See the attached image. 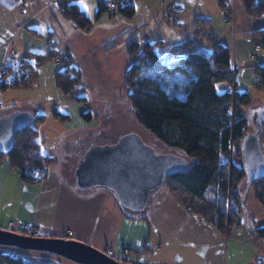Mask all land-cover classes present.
<instances>
[{"label": "crops", "instance_id": "crops-1", "mask_svg": "<svg viewBox=\"0 0 264 264\" xmlns=\"http://www.w3.org/2000/svg\"><path fill=\"white\" fill-rule=\"evenodd\" d=\"M74 1L80 8L83 6V10L87 7H95L94 12L97 10L98 0ZM52 2L0 0V63H15L27 52L40 54L45 61L52 53L55 55L50 58H58L62 63L64 55L57 49L53 48L43 55L36 47L38 41L45 39V35L49 36L47 45L50 47L57 34L54 24L58 23L60 17L57 13L53 14ZM134 7V16L139 13L146 22L148 18L168 17L173 19L174 27H189L190 31L184 38L172 39L169 46H163L165 39L160 37L162 43L159 47H162L159 52L156 51L166 63L177 61L189 51H208L215 42L227 46L234 68L235 89L248 93L250 97V103L243 106L241 112L247 117L248 126L251 116L257 127L259 117H264V90L261 86H251V81L256 68L264 66V13L258 18L249 16L242 0H229L225 11L220 9L217 0H136ZM225 12L230 20L225 19ZM106 25L103 29L110 30L108 26L111 25ZM168 28L173 29L171 26ZM201 28L203 32L199 31ZM66 53H70L72 63V52ZM226 82L229 83L216 82V90L227 91L231 84L227 86ZM7 90H0V116L15 111L9 105L16 98ZM60 113L68 116L65 121H57L63 125V131L59 134L52 132L50 136L55 144L57 142L58 149L49 152L43 150L45 138L38 139L40 152L52 160L45 176L37 183H23L8 158L0 157V229L6 230L11 221L16 224L28 223L37 227L41 237L69 238L101 251L113 248L116 253L129 248L137 264H264V237L250 233L248 227L249 219L255 226L264 225V205L256 195L254 183L244 179L247 186L241 191L243 210L238 215L237 225L225 233L208 217L189 208L190 202L183 199L179 191L193 197L175 182L163 184L151 195L143 210L130 211L121 206L107 188L77 186L75 169L85 153L94 146L115 142L101 140L100 135L91 130L97 121L83 120L79 111L76 116ZM44 122L30 123L38 136ZM261 122L264 124V119ZM51 128L54 130L55 127ZM260 142L259 135L258 147L263 152ZM170 150L168 152L182 156L181 151ZM239 154L242 164L241 150ZM186 160L189 166L192 160ZM9 247L0 245V253ZM24 251L27 253L24 254ZM20 252L33 261L43 259L41 255L44 254L21 249ZM52 256L60 264H79L61 256Z\"/></svg>", "mask_w": 264, "mask_h": 264}, {"label": "trees", "instance_id": "trees-1", "mask_svg": "<svg viewBox=\"0 0 264 264\" xmlns=\"http://www.w3.org/2000/svg\"><path fill=\"white\" fill-rule=\"evenodd\" d=\"M228 2L217 0L223 11L227 10ZM52 3L55 10L53 14L57 13L74 29L84 34L93 31L90 17L74 0H53ZM242 4L251 17L258 18L264 13V0H242ZM105 12H117L131 19L135 7L132 3L110 11L104 0H98L96 19ZM161 43V38L148 41L140 53L139 40L133 38L129 41L126 51L132 62L124 74L127 99L136 121L149 134L166 147L179 150L183 157L192 160L182 171L168 175L163 184L175 182L202 202L204 208L193 203H189V208L208 217L225 233L237 225L238 215L244 207L240 186L245 179V172L241 163L236 164L229 158V153L231 144H239L248 131V120L241 108L250 103V97L248 93H240L235 89L230 49L219 42H215L208 51H189L178 58L179 65L194 71L187 79L177 78L170 86L143 82L145 78L141 76L144 73L152 75L168 71L167 63L156 51V46ZM54 55L51 53L48 58ZM61 62L64 66L55 73V83L67 95L74 90L72 86L75 80L71 78V73L78 78L80 72L71 64L70 53H66ZM43 63L42 56L32 52H27L15 63L6 61L7 71L0 80V90L28 86L36 78L37 67ZM256 73L255 84L264 87V66H258ZM218 81H228L231 87L218 92L215 88ZM75 99L86 101L85 96H76ZM81 116L91 120L89 110L81 113ZM52 117L58 121L68 119L66 114L58 110L52 111ZM45 120L43 114L35 115L33 119L39 124ZM236 151L239 156L240 150ZM231 154L233 156V151ZM2 156L8 158L11 167L17 169L25 184H34L42 179L52 160L40 152L38 132L31 124L16 130L10 148L0 152ZM248 227L250 233L264 237V225L255 226L249 219ZM0 264L60 263L52 259L29 260L21 252H1Z\"/></svg>", "mask_w": 264, "mask_h": 264}, {"label": "rangeland", "instance_id": "rangeland-1", "mask_svg": "<svg viewBox=\"0 0 264 264\" xmlns=\"http://www.w3.org/2000/svg\"><path fill=\"white\" fill-rule=\"evenodd\" d=\"M137 6L139 5L137 4ZM81 8L83 9V6ZM84 11L90 17L93 25L91 34L85 35L74 29L68 22H64V19L61 23V17L58 15L60 17L59 21L54 24L57 34L52 39V45L50 47L47 45L49 36L45 35V39L38 41L36 46L43 55L48 54L53 48L57 49L62 55H65L66 51L72 52L74 58L71 64L80 72L78 78L71 73V78L75 80L72 86L74 90L64 95L56 86L54 73L57 70H62L64 65L63 63H56L53 58H48L46 61L44 60V64L37 67L36 78L28 86L7 90L16 98L10 103L9 107L14 108L12 110L20 109L30 112L33 116L38 114L46 116L38 139L45 138L42 148L48 152L51 149H58L57 142L55 144L50 138L51 133L56 132L59 134L63 131V125L52 117L53 110L66 112L71 116H76L79 111L80 118L85 121L86 119L81 116V113L89 110L91 119H93L92 123L97 121L96 126L90 129L100 135L98 137L106 142H116L122 136L135 134L156 153L171 151L167 147H162L159 141L135 119L127 99L128 90L124 84L125 71L132 62L127 54L126 47L131 39L136 38L139 40L141 53L142 46L148 39L152 41L160 37L165 39L163 46H169L172 39L184 38L187 35L186 33L190 31L189 27L184 26L182 29L174 27L173 19L168 17H158L160 22L158 18L151 20L148 18L146 22V20H142L143 17L139 13L128 19L117 12H105L96 19L95 7H87ZM142 22H146V24H142ZM106 24L111 25L108 26L110 30L103 29ZM170 26L173 28L172 30H169L168 27ZM199 31L203 32V29L201 28ZM160 45L156 46L158 52L162 47H159ZM165 52H167L166 49ZM167 65V72L153 73L152 75L144 73L145 75L141 76L145 78L142 79L143 82L147 84L164 83L170 86L177 78L187 79L194 74L192 69L182 67L177 61H169ZM252 81L251 86L254 85V88H256L254 83L256 77H253ZM226 84L230 86L229 83L226 82ZM262 88L264 90V87ZM76 96H85L86 101H79L75 99ZM248 115H250V112H248ZM79 120L81 121V119ZM261 126L260 144L261 149L264 151V124H261ZM51 127H55L54 130ZM255 128L256 124L249 116L247 130L254 131ZM64 136L65 133H63V138ZM236 149H239L238 143L234 142L232 160L236 164H240V157ZM253 183L256 195L264 205V178L257 179ZM246 184L243 180L240 191L246 188ZM179 192L186 201L199 208L203 207L202 202L190 196L188 197L181 191ZM23 253L26 254L27 251Z\"/></svg>", "mask_w": 264, "mask_h": 264}, {"label": "water", "instance_id": "water-1", "mask_svg": "<svg viewBox=\"0 0 264 264\" xmlns=\"http://www.w3.org/2000/svg\"><path fill=\"white\" fill-rule=\"evenodd\" d=\"M33 119V114L20 110L0 116V152H6L16 130ZM263 119L259 117L255 131L247 132L238 144L247 182L264 178V153L258 147ZM186 167L185 157L174 152L156 153L137 135L129 134L113 144L90 148L79 161L75 177L78 187L107 188L121 206L136 212L146 207L151 195L163 185L168 175ZM0 245L57 255L79 264H126L69 238L34 237L0 229Z\"/></svg>", "mask_w": 264, "mask_h": 264}, {"label": "built area", "instance_id": "built-area-1", "mask_svg": "<svg viewBox=\"0 0 264 264\" xmlns=\"http://www.w3.org/2000/svg\"><path fill=\"white\" fill-rule=\"evenodd\" d=\"M132 2H133V0H104V4L106 5L108 10H110V11L117 9V7H119V6L131 4ZM225 17H226V19L230 20V16L227 12H225ZM258 47L259 46L257 45V48ZM55 61L60 63V60L58 58H55ZM6 71H7V66L4 63H0V80L2 78L3 73ZM253 76L254 77L257 76L256 71H254ZM231 145H232V147H231ZM231 145H230L231 149H230V153H229V158L232 160L231 152L233 151V144H231ZM6 230L16 232V233H20V234H24L27 236H34V237L40 236V232L34 224H28V223L16 224L14 221H11L7 224ZM7 249H9V250H7ZM7 249H5V252L10 253V254L20 252V249L14 248V247H9ZM103 252L106 255L110 256L111 258H113L119 262L126 263V264H137V261L132 256L129 248H124V250L121 253H116V251L113 248H106L103 250ZM41 257L43 259H52L54 261L57 260L52 255L47 254V253H44L43 255H41Z\"/></svg>", "mask_w": 264, "mask_h": 264}, {"label": "bare ground", "instance_id": "bare-ground-1", "mask_svg": "<svg viewBox=\"0 0 264 264\" xmlns=\"http://www.w3.org/2000/svg\"><path fill=\"white\" fill-rule=\"evenodd\" d=\"M47 260H49V259H47Z\"/></svg>", "mask_w": 264, "mask_h": 264}]
</instances>
